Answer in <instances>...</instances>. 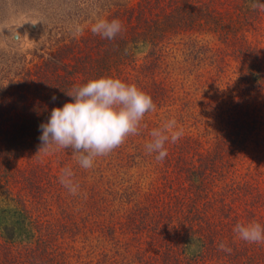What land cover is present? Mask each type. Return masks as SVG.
<instances>
[{
    "label": "rangeland",
    "instance_id": "1",
    "mask_svg": "<svg viewBox=\"0 0 264 264\" xmlns=\"http://www.w3.org/2000/svg\"><path fill=\"white\" fill-rule=\"evenodd\" d=\"M85 1L0 0V53L17 51L28 53L31 58L42 45L53 44L52 38L68 35L66 30L71 24L79 23L78 28L87 32L97 18L108 19L106 13L101 14L97 0ZM90 1L96 9L90 8L93 13L87 16ZM78 7L82 9L77 11ZM84 8L87 11L81 13ZM70 11L77 12L72 21L54 23L48 17L51 14L68 16ZM257 23L262 25L258 41L264 47V19ZM55 25L59 27L56 30ZM236 40L211 41V57L198 66L188 65L181 52H176V58L168 59V66L158 77L176 86L174 93L160 109L145 115L139 133L130 135L123 149L97 157L93 168L82 169L71 149L30 155L20 162L21 169H26L30 162L61 167V170L70 167L80 186L78 195L64 189V193L72 195L67 205L50 202L34 213L40 220L39 230L50 232L46 238L47 243H52L50 254L54 257L36 259L32 264H188L187 258L178 261L185 255L183 242L169 243V238H165L157 245L161 251H157L141 218L129 214L135 204L155 205L163 196L167 202H178V223L187 227L191 219L211 221L210 232L204 237L209 249L204 264H246L244 259L240 261L231 253L216 256L210 252L221 242L231 249L245 243L233 231L237 223L264 221V127L258 120L247 135L226 138L230 130L236 129L233 124L250 113L254 117L260 114L263 117L260 120H264V81L257 86L254 78L250 81L247 66L254 54L236 51L246 46V43H233ZM258 61L257 58L255 62ZM173 118L183 129V136L176 143H166L168 155L158 161L155 154L146 152L145 145L151 140L154 128ZM233 139L238 141H230ZM218 141L228 149V157L237 149L231 156L234 163L222 170L220 180L210 173L202 184L204 187H196L187 166L183 170L184 164L191 157L203 156L205 151L213 154ZM96 187L101 191L95 197ZM102 210L105 216L100 215ZM104 220L108 226L105 229L102 228ZM39 236L37 232V240ZM168 244L174 246L167 250ZM22 252H14L15 260L8 264H23L26 257Z\"/></svg>",
    "mask_w": 264,
    "mask_h": 264
},
{
    "label": "trees",
    "instance_id": "2",
    "mask_svg": "<svg viewBox=\"0 0 264 264\" xmlns=\"http://www.w3.org/2000/svg\"><path fill=\"white\" fill-rule=\"evenodd\" d=\"M97 2L101 14L104 12L109 20L118 19L123 25L122 32L114 40L103 39L92 31L84 32V29L78 28V23L67 28L68 35L56 40L52 38L54 43L49 47L42 45L36 49L31 58H28V53L17 51L0 53V264L14 261V252L21 253L23 250L22 254L26 257L23 264H32L34 260L47 256L54 257V254H50L53 252L50 250L52 243H47L46 238L50 232L44 229L42 233L39 230L37 226L40 220L34 213L50 202H64L67 205V199L72 198V195L64 193L65 187L59 181L62 168L30 162L26 169H21L19 164L30 155L41 156L45 153L44 150L39 151L40 125L47 121L53 107L62 106L70 99L65 92L89 79L110 75L135 83L151 95L156 108L160 109L176 88L158 77L168 66V59L176 58V52H181L188 65L198 66L211 57L209 43L216 38L224 43L236 38L233 43H246L243 49L236 51L254 54V59L249 60L247 66L250 70L248 78L250 81L254 78L256 84L251 82L253 86L261 85L264 81V47L258 41L262 25L257 23L264 19L261 16L264 10L252 9V0ZM259 3L264 4V0H259ZM86 8L87 16L93 13L89 11L94 8L91 1ZM86 8L81 13L87 11ZM81 9L78 7L77 11ZM76 14L70 11L68 16L51 14L48 17L57 23L58 20L72 21ZM249 26L252 30L248 32ZM57 28L58 25H55L54 29ZM257 58L259 61L255 62ZM53 95L57 97L55 101L51 99ZM260 119H263L262 115L254 117L252 113L241 118L237 124H233L236 129L230 130L226 138L229 140L247 135L249 128L255 127L258 120L264 127V120ZM123 146L124 143L116 149H123ZM237 152V149L232 150L228 157V149L218 141L213 154L205 151L203 156L191 157L181 169L185 171L187 166L195 186L200 187L210 173L220 180L222 170L234 163L231 156ZM74 177H77L76 173ZM16 184H19V189L15 188ZM96 189L95 197L101 191ZM160 201L155 205L148 202L140 206L135 204V209L129 214L141 218L148 228L149 241L157 251H161L157 245L169 238V243L183 242L185 255L178 261L187 258L188 264H204L208 249L204 237L210 232L211 221L191 219L186 227L182 222L178 223V202H167L165 196ZM103 212L99 214L105 216ZM261 223L264 225V221ZM106 227L104 220L102 228ZM37 232L40 233L38 240ZM173 246L168 244L166 249ZM231 250V256L238 257L240 261L244 259L246 264H264V244L247 245L245 242ZM210 252L216 255L224 251L214 247V251Z\"/></svg>",
    "mask_w": 264,
    "mask_h": 264
},
{
    "label": "clouds",
    "instance_id": "3",
    "mask_svg": "<svg viewBox=\"0 0 264 264\" xmlns=\"http://www.w3.org/2000/svg\"><path fill=\"white\" fill-rule=\"evenodd\" d=\"M250 7L264 10L259 0H252ZM122 29L120 20L107 18H97L91 27L93 34L107 40H114ZM65 94L70 99L53 107L47 121L40 125L39 151L71 149L79 166L86 170L94 167L97 157L107 156L130 135H137L146 113L156 110L150 94L135 83L110 75L89 79ZM150 136L145 150L162 161L168 155L166 143H176L183 129L173 118L154 128ZM59 181L70 194L78 195L80 186L70 167L62 170ZM233 231L246 243L264 244V225L259 222L237 223ZM218 248L232 251L224 242Z\"/></svg>",
    "mask_w": 264,
    "mask_h": 264
}]
</instances>
